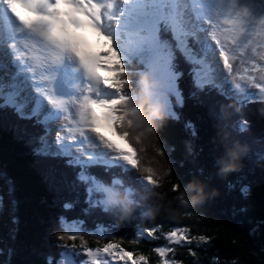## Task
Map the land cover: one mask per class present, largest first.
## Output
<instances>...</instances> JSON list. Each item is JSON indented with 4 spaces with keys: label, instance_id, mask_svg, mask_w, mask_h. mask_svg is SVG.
Instances as JSON below:
<instances>
[{
    "label": "snow or ice",
    "instance_id": "snow-or-ice-1",
    "mask_svg": "<svg viewBox=\"0 0 264 264\" xmlns=\"http://www.w3.org/2000/svg\"><path fill=\"white\" fill-rule=\"evenodd\" d=\"M197 3L198 0H0L3 13L0 21H4L6 29L10 26L14 37L12 43L0 51V111L10 110L18 121H32L42 130L30 135L26 128L13 125L17 138L28 136L27 143L35 145L33 155L47 162L42 177L48 187L58 193L75 194L62 203L65 212L81 204L79 189L83 187L86 195L82 213L106 215L103 201L99 199V193L106 191L104 180L92 174L98 168L110 176H124L133 183L155 185L159 182L154 169L143 166L136 147L138 141L134 143L123 130L128 116L127 112H121L127 100L123 88L130 83L124 77L134 60L163 82V91L156 89L152 94L163 101L168 117L174 121L182 119L177 109H183L187 99L204 105L201 94L211 91L225 94L224 70L248 82L250 95L240 101L241 107L264 100V76L258 80L253 74L264 73V43L259 47L251 46L254 48L251 59L243 61V72L238 71L241 61L230 53L247 44L246 25L238 23L239 17L224 20L223 25L212 19L205 21L198 9L190 7ZM261 4L264 5V0ZM18 8L27 14L21 15ZM251 15L254 13H246L243 18L249 19ZM86 27L98 38L95 51L88 50L78 35V30ZM259 27L264 29V23ZM71 51L87 70L88 83L83 91L66 96L55 87L53 69L62 64ZM213 53L222 57V66L217 65ZM181 61L190 66L188 75L193 90L188 97L181 87L186 76ZM144 85L147 91L146 80ZM234 94L243 95L235 87ZM61 119L65 123L56 129L53 137L52 125ZM132 123L126 121L129 127ZM184 126L193 136L197 134L191 120ZM246 130L247 124L241 120L238 131ZM113 136L124 141L126 147ZM56 161H63L74 170V175L60 171ZM216 168L215 160V171ZM228 175H216V178L224 181L229 194L248 193L244 177L229 181ZM7 183L12 194L13 182L8 180ZM173 187L176 190L179 185ZM3 200L0 196V209L4 207ZM11 203L15 211L16 200ZM58 219L65 232L83 231L80 219H69L65 215ZM13 223H18L15 217ZM157 230V227L138 228L137 239H154ZM16 231L12 230L13 241ZM56 239L64 241L66 236L57 235ZM67 239L75 241L77 235L67 236ZM166 239L179 246L193 242V237L183 227L173 228L166 233ZM196 240L206 241L207 238L201 235ZM56 247L62 249L58 257L47 255L45 264H66L69 253L77 246L57 243ZM155 251L162 258V264H175L167 258L173 248L157 245ZM15 252L13 247H0V257L5 258L0 264H12ZM100 253L104 254L103 259ZM75 255L84 257L75 264H147L145 256L135 257L132 251L114 243L95 249L84 246ZM67 264L72 262L67 261Z\"/></svg>",
    "mask_w": 264,
    "mask_h": 264
},
{
    "label": "trees",
    "instance_id": "trees-1",
    "mask_svg": "<svg viewBox=\"0 0 264 264\" xmlns=\"http://www.w3.org/2000/svg\"><path fill=\"white\" fill-rule=\"evenodd\" d=\"M181 65L186 73L181 87L188 97L193 90L192 79L188 75L190 66L183 61ZM140 70H145L143 64L133 61L124 77L133 85L132 89H128L127 83L123 88L127 100L121 111L128 113L123 129L125 131L132 126H127L126 121L131 120L129 116L136 112L131 103L133 97L139 102L141 89L145 90V80L141 81L143 75ZM201 97L205 101L204 105L187 99L185 107L177 109L182 113V119L174 121L168 117L158 131L159 147L164 156L156 158L165 166H171V174L162 181L159 180L162 186L149 189L153 184L133 183L124 176H110L103 169L93 170L92 174L104 180V184H112L121 191L130 189L134 199L140 202L141 206L124 218H121L122 214L118 209L106 211V215L82 213L86 195L83 187L79 189L81 204L72 211L65 212L62 203L72 199L75 194L70 195L67 191L58 193L48 187L42 177V170L47 162L33 155L32 148L35 145L27 143L28 136L17 138L13 125L19 124L26 128L30 135L42 130L34 126L32 121H18L10 110L0 111V196L4 198V207L0 209V247L15 248L12 264H45L47 255L58 257L62 249L56 247L57 243L75 244L76 249L69 253L74 260L84 259L83 256L75 255L84 246L95 249L114 243L132 251L135 257L145 256L147 264H162V258L155 251L157 245H167L174 249L168 253L167 258L175 261V264H264V159H261L264 157V147L259 149L254 140H249L245 133L238 131L237 121H241L242 109L239 101L227 94L218 95L215 91L201 94ZM187 120L196 125L195 136L185 128ZM221 125H227L232 138L250 148L242 161L243 166L227 174L229 181L239 177L246 179L249 191L245 195L238 192L229 194L224 181L216 178L215 160L224 151V146L217 145L215 140ZM138 138L141 141V135H137L135 140ZM147 151L156 155L151 148ZM38 160L41 162L37 163ZM55 163L60 171L69 176L74 175V170L66 167L63 161ZM117 177L123 181V185L113 184V179ZM204 179L209 180L210 186L218 194L198 206L192 215L184 214L182 209L180 212L173 211L180 208L179 202L174 199L177 191L173 186ZM8 180L13 182L12 194H9ZM103 193L104 191L99 193L101 201ZM13 199L17 202L15 211L11 203ZM148 206H156L159 211L152 217L144 216L143 212ZM61 215L82 220L83 231L65 232L59 225L58 218ZM13 217L18 223H13ZM152 227L158 229L156 238L137 239L138 228ZM175 227L186 228L193 237V242L186 246L170 244L166 233ZM13 229H17L15 241L12 240ZM73 234L77 235L75 241L67 239V236ZM57 235H65L66 239L58 241ZM201 235L207 240H196ZM4 259L0 257V262Z\"/></svg>",
    "mask_w": 264,
    "mask_h": 264
},
{
    "label": "clouds",
    "instance_id": "clouds-1",
    "mask_svg": "<svg viewBox=\"0 0 264 264\" xmlns=\"http://www.w3.org/2000/svg\"><path fill=\"white\" fill-rule=\"evenodd\" d=\"M95 42L94 37H90ZM129 80L131 79L128 77ZM148 80L151 83V78L147 75L141 77V81ZM132 89L133 85L130 82L127 86ZM142 95L139 102H136L133 97L132 106L136 108V115H130L132 120L131 128H126L132 140H135L137 135H141V142L137 145L143 165L150 166L156 172L160 181L164 177L171 174L170 164L165 166L159 161L156 156L163 157V151L159 147L160 137L158 131L164 121L168 118V113L165 110L162 100H158L153 91H145L141 89ZM132 95L131 92L128 93ZM260 114L264 116V107L260 109ZM151 129V130H150ZM217 145H223L224 151L217 155L216 175L225 176L233 171L239 170L243 164V159L247 156L250 148L247 144L241 143L238 139H233L231 132L227 130V125H221L215 138ZM151 148L156 155H151L147 149ZM113 184L123 185V181L119 177L113 179ZM162 186L158 182L156 185H150L149 189ZM106 191L103 193V205L106 211L118 209L122 214L121 218L131 215L135 208L140 207V202L134 199V194L130 189L121 191L112 186V184H104ZM177 196L174 198L179 202L180 208L173 211L180 212L183 210L184 214L192 215L198 206L203 205L210 198H214L218 192L210 186L209 180H192L187 184L179 185ZM195 193V195H192ZM159 211L156 206H148L145 208L143 215L147 217L154 216Z\"/></svg>",
    "mask_w": 264,
    "mask_h": 264
},
{
    "label": "rangeland",
    "instance_id": "rangeland-1",
    "mask_svg": "<svg viewBox=\"0 0 264 264\" xmlns=\"http://www.w3.org/2000/svg\"><path fill=\"white\" fill-rule=\"evenodd\" d=\"M190 7L198 9L202 15V18L205 21L207 19H212L213 21L219 22L221 25H223L224 20H237V18L239 17L240 19L238 20V23H242L246 25V31L248 32V36H249L247 44L245 45V47L244 46L237 47L234 53H230V55H234L236 59L241 61V64L238 66L237 70L243 72L244 70L243 61L250 60L252 55L251 51H254V48H252L251 46L255 44L257 47H259L261 43H264L262 42L264 41V29H261L259 27L261 23H264V16H262V14L264 13L258 11L260 8L259 4L253 5L251 2L242 1V0H198V3L196 5H190ZM249 12L254 13V15H251L249 19H244L243 18L244 14ZM0 14H3L2 11H0ZM254 26H258V29ZM253 29H255V32H253ZM9 31H11L10 27L9 29H6L4 23L0 21V51L6 49L8 41H13V38L9 34H7V32ZM96 41H98V38H96ZM70 53H72L71 55H74L73 57L74 59L70 58L71 57L69 56L70 54H68L67 56L69 57L70 62L72 61L76 65V62L79 57L76 55V53H74V51H71ZM213 56L216 59L217 65L222 66V57L215 56V53H213ZM145 71H146V75L151 78V83H149L148 80H146L149 86L148 90L155 91L156 89H158L159 91L162 92L164 87L163 82L159 81L154 76L152 71L148 68H145L144 71L140 70V74L145 73ZM244 74L247 73L245 72ZM253 74L257 77L258 80L260 79L261 76H264V73H260V72H254ZM222 78L226 79L225 94L231 96L232 98H236L238 101H241L245 99L248 95H250L249 85L247 81L238 79L234 74L232 75L227 74L226 70H224V77ZM234 87L243 95L236 96L234 94ZM75 94L76 93H74V95ZM262 107H264V100H261L257 103L248 104V106L242 107L241 118H240L241 120H244L245 123L247 124V130L243 133H245L246 137L249 138V140H254L256 145L259 146L258 147L259 149L261 147H264V116L260 114V109ZM121 112L123 113V111ZM237 122H238L237 125V129H238L240 127V122L239 121ZM64 123L65 121L61 119L52 125L53 137L55 135L56 129L59 128ZM113 138L119 140L114 136ZM134 141L135 143L136 141H138V143H136L137 145L141 142L139 138ZM122 145L126 147L124 143H122ZM139 156L141 158V153H139ZM141 162L143 163L142 159ZM143 166H147V165L145 164ZM98 255L101 259H103L104 257L103 253H100ZM67 261H71L73 264V262L76 260L71 259V255H68Z\"/></svg>",
    "mask_w": 264,
    "mask_h": 264
},
{
    "label": "bare ground",
    "instance_id": "bare-ground-1",
    "mask_svg": "<svg viewBox=\"0 0 264 264\" xmlns=\"http://www.w3.org/2000/svg\"><path fill=\"white\" fill-rule=\"evenodd\" d=\"M18 11L20 12L21 15H26V13H25L22 9H19V8H18ZM9 27H10V26H9ZM92 32H93V30H92L91 28H90V29H85V28H83V29L78 30V35L80 36L81 39L84 40V41L82 40V41L84 42V44H85V42H87V41L85 40V38H84V36H85L86 34H89L90 37H94V38H95V35L92 34ZM7 34H9V35L14 39L13 34H12V31L7 32ZM91 41H93V40L90 38V40H89L88 42H91ZM11 42H12V41H11ZM94 43H95V42H94ZM85 46H86V44H85ZM74 53H75V52H74ZM69 56H70V55H69ZM70 58H71V57H70ZM71 59H74V58H71ZM65 60H68L67 65H68L69 70H70V73H69V74L72 75V74L74 73L75 77H76L79 81H81L80 83H81V85H82V89L84 90V88L86 87V85H87V83H88V74H87V70L84 68L82 62H81L80 59L78 58V60H77V62H76V65H75L72 61L70 62V59H69L68 56L65 57L64 61H65ZM58 66H59V65H58ZM58 66H56V67L53 69V71L56 70V68H57ZM72 76H73V75H72Z\"/></svg>",
    "mask_w": 264,
    "mask_h": 264
}]
</instances>
